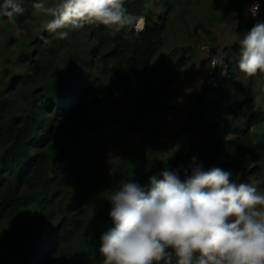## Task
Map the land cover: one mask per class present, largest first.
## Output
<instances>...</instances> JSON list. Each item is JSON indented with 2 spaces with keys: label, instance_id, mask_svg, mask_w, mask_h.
Listing matches in <instances>:
<instances>
[{
  "label": "rangeland",
  "instance_id": "obj_1",
  "mask_svg": "<svg viewBox=\"0 0 264 264\" xmlns=\"http://www.w3.org/2000/svg\"><path fill=\"white\" fill-rule=\"evenodd\" d=\"M21 2L24 12L15 23L0 17V132L11 124L19 126L26 117L37 119L29 154L68 157L71 169L53 184L42 210L43 188L26 180L32 164L14 167L13 199H36L14 213L9 207L0 212V264H23L45 251L39 238L43 217L51 224L67 219L80 224L74 238L42 264H100L96 249L100 234L110 226L109 191L130 178L146 184L167 161L187 151L196 136L184 125L202 91L210 58L226 57L225 50L238 43V29L253 22L252 5L264 6V0H130L133 14L146 11L162 24L165 41L140 81L130 87L110 54L112 44L103 36L102 43L98 40V31L105 36L108 29L86 24L67 39H58L41 31L42 17L32 9V0ZM4 4L0 0V6ZM143 26L115 35L131 39ZM179 52L182 56L174 55ZM231 65L238 83L232 97L242 109L226 123L240 128L249 114L264 109V74L245 78ZM43 94L61 99L57 103H74L60 113L49 104L40 111ZM144 101L151 104L149 115L129 125ZM253 134H261V129H253ZM97 135L102 136L99 146L88 145ZM3 152L0 143V168ZM257 167L246 182L264 189V161ZM5 190L3 183L0 197Z\"/></svg>",
  "mask_w": 264,
  "mask_h": 264
},
{
  "label": "clouds",
  "instance_id": "obj_2",
  "mask_svg": "<svg viewBox=\"0 0 264 264\" xmlns=\"http://www.w3.org/2000/svg\"><path fill=\"white\" fill-rule=\"evenodd\" d=\"M126 0H32L41 31L67 39L96 24L112 34L143 25ZM260 9L252 5V15ZM21 0H5L0 17L15 23ZM17 31H20L17 29ZM238 70L264 74V22L238 39ZM233 172L205 167L193 156L186 167H165L146 184L126 179L109 191L110 226L98 239L100 264H264V189L237 182Z\"/></svg>",
  "mask_w": 264,
  "mask_h": 264
},
{
  "label": "trees",
  "instance_id": "obj_3",
  "mask_svg": "<svg viewBox=\"0 0 264 264\" xmlns=\"http://www.w3.org/2000/svg\"><path fill=\"white\" fill-rule=\"evenodd\" d=\"M167 5V1H165ZM126 8L133 13L132 3L126 0ZM144 17V26L139 32H135L131 39L116 36L109 32L103 35L98 31L97 37L100 43V36L110 44L112 48L110 54L117 58L119 69L123 74V81L127 87L134 82L140 81L143 73L146 71L149 60L159 50L165 46L162 24L153 21V14L137 13ZM253 22L238 29L240 38L247 33L258 21L264 22V6L259 9ZM227 53L225 62L227 64V73L219 77L217 87H209L204 81L200 96L195 102V108L188 115V121L184 129L191 131L196 139L184 153H178L170 161H167L161 168V171L168 167L176 170L186 167L190 159L195 156L204 166H219L225 170L233 172L232 179L237 182H246L249 176L258 172V164L264 161V109L260 112H253L247 116L244 127L228 126L226 118L235 116L242 107L233 100V92L238 90L236 76L231 70V66H237L239 55V44H235L225 50ZM179 54V55H178ZM175 56H182L179 52ZM209 55H211L209 51ZM229 56V57H228ZM237 57V59H235ZM176 58V57H175ZM180 58V57H179ZM151 95V94H148ZM40 111L43 106L49 104L54 113H60L65 107L74 102L69 99L59 102L58 98L49 99L46 94L41 95ZM145 104H138L140 109L138 115L134 116L129 125L135 124L139 119H144L149 115L151 104L144 101ZM39 121L33 117H26L19 126L10 125L7 132H0V143L4 148L2 163L0 168V185L4 183L6 190L0 197V212L5 207L10 208L14 213L21 207H27L35 201V197L23 199L21 201L13 199L12 184L10 174L14 173V167L22 162L32 164L26 174L27 182H36L44 190L42 201V210L46 209L47 203L53 194V184L60 182L68 175L71 165L68 157L49 158L47 155L41 157L30 155L28 147L33 144L36 135V128ZM261 129V134H253V129ZM230 135L231 138H225ZM102 136L97 135L88 140V145L92 147L99 146ZM52 179H49V177ZM17 179L20 178L18 175ZM53 181L52 184H49ZM79 220L73 221L67 219L63 223L51 224L46 217L42 219V231L39 236L44 242V250L39 252L38 258L27 257L23 264H42L46 258L53 257L57 250L63 249L79 230ZM14 254V253H12ZM45 254V255H44ZM54 254V255H53ZM8 264V263H6Z\"/></svg>",
  "mask_w": 264,
  "mask_h": 264
},
{
  "label": "built area",
  "instance_id": "obj_4",
  "mask_svg": "<svg viewBox=\"0 0 264 264\" xmlns=\"http://www.w3.org/2000/svg\"><path fill=\"white\" fill-rule=\"evenodd\" d=\"M257 3L260 5V8H261L262 7L261 2H257ZM257 14L253 16L252 9H251L250 15L252 18H255ZM203 50H206V49H203ZM210 59L211 60L208 66V71L205 77L206 79L205 83L209 87H217L219 84V77L225 76L227 73V64L225 62L224 56L222 55L212 56Z\"/></svg>",
  "mask_w": 264,
  "mask_h": 264
}]
</instances>
